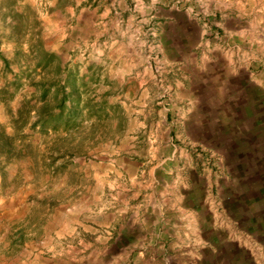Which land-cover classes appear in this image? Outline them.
<instances>
[{
    "label": "rangeland",
    "instance_id": "rangeland-1",
    "mask_svg": "<svg viewBox=\"0 0 264 264\" xmlns=\"http://www.w3.org/2000/svg\"><path fill=\"white\" fill-rule=\"evenodd\" d=\"M14 73L0 264H264V0H0Z\"/></svg>",
    "mask_w": 264,
    "mask_h": 264
},
{
    "label": "trees",
    "instance_id": "trees-1",
    "mask_svg": "<svg viewBox=\"0 0 264 264\" xmlns=\"http://www.w3.org/2000/svg\"><path fill=\"white\" fill-rule=\"evenodd\" d=\"M20 51H17L18 54ZM2 70L4 73L10 68L9 62L6 59H3ZM20 75V74H19ZM18 76L16 73L13 74L12 80L5 81L0 88V101L5 104L7 116H8V127L0 123V176L1 182L4 181L5 171L4 164L10 163L16 159H25L27 157V148L23 144V140L27 136V133L24 132L25 126L28 123L29 115L33 108V105H30V100L26 96H22L19 99L17 106H11L9 104L10 100L14 96L13 88L18 85ZM64 101V97L59 100V103ZM37 112V110H35ZM44 126L43 119L41 120L38 116L35 120L30 123L31 128L36 126ZM9 129V130H7Z\"/></svg>",
    "mask_w": 264,
    "mask_h": 264
},
{
    "label": "crops",
    "instance_id": "crops-1",
    "mask_svg": "<svg viewBox=\"0 0 264 264\" xmlns=\"http://www.w3.org/2000/svg\"><path fill=\"white\" fill-rule=\"evenodd\" d=\"M186 230H187V232H186V231H185V232H186L187 234H188L189 232H191V228H189V227H188ZM183 232H184V231H183Z\"/></svg>",
    "mask_w": 264,
    "mask_h": 264
}]
</instances>
